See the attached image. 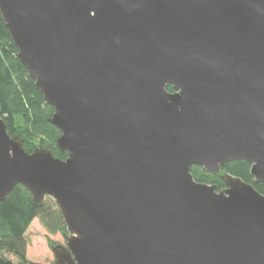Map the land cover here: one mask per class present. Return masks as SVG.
Here are the masks:
<instances>
[{"label": "water", "instance_id": "water-1", "mask_svg": "<svg viewBox=\"0 0 264 264\" xmlns=\"http://www.w3.org/2000/svg\"><path fill=\"white\" fill-rule=\"evenodd\" d=\"M58 159L0 118V202L54 200V264H264V0H0ZM172 92L167 91V86ZM0 264H15L0 255Z\"/></svg>", "mask_w": 264, "mask_h": 264}, {"label": "trees", "instance_id": "trees-1", "mask_svg": "<svg viewBox=\"0 0 264 264\" xmlns=\"http://www.w3.org/2000/svg\"><path fill=\"white\" fill-rule=\"evenodd\" d=\"M167 91L172 92V87L168 85ZM53 113V108L43 101L41 93L35 88V82L18 60L16 47L0 17V118L6 125L8 135H18L28 153L41 146L56 158L64 160L67 154L60 151L56 144L61 133L49 122ZM250 169L245 161H232L224 164L220 172L210 173L198 166H192L190 170L195 181L214 185L217 191L225 187L220 174L227 172L252 184L254 189L264 195V186L253 183ZM34 218L49 234L66 232L53 199L44 197L40 205H35L20 184L14 186L0 202V255L13 257L15 264H33L27 260L25 234Z\"/></svg>", "mask_w": 264, "mask_h": 264}, {"label": "rangeland", "instance_id": "rangeland-1", "mask_svg": "<svg viewBox=\"0 0 264 264\" xmlns=\"http://www.w3.org/2000/svg\"><path fill=\"white\" fill-rule=\"evenodd\" d=\"M25 237L27 260L33 264H53L54 258L50 246L54 243L65 246L66 241L65 236L61 233L49 234L37 218H34L27 228ZM5 257L14 261V258L9 255H5Z\"/></svg>", "mask_w": 264, "mask_h": 264}, {"label": "flooded vegetation", "instance_id": "flooded-vegetation-1", "mask_svg": "<svg viewBox=\"0 0 264 264\" xmlns=\"http://www.w3.org/2000/svg\"><path fill=\"white\" fill-rule=\"evenodd\" d=\"M59 244V243H58ZM54 264V263H53Z\"/></svg>", "mask_w": 264, "mask_h": 264}]
</instances>
